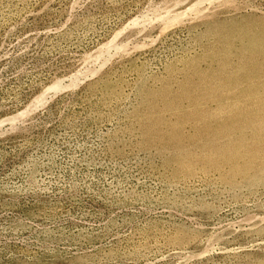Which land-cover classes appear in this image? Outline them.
<instances>
[{
  "label": "rangeland",
  "instance_id": "374dc122",
  "mask_svg": "<svg viewBox=\"0 0 264 264\" xmlns=\"http://www.w3.org/2000/svg\"><path fill=\"white\" fill-rule=\"evenodd\" d=\"M0 264H264V0H0Z\"/></svg>",
  "mask_w": 264,
  "mask_h": 264
}]
</instances>
